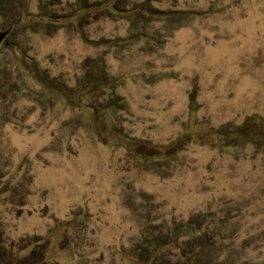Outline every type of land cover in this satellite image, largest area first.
<instances>
[{"label": "rangeland", "instance_id": "374dc122", "mask_svg": "<svg viewBox=\"0 0 264 264\" xmlns=\"http://www.w3.org/2000/svg\"><path fill=\"white\" fill-rule=\"evenodd\" d=\"M8 30L0 264H264V0H0Z\"/></svg>", "mask_w": 264, "mask_h": 264}, {"label": "trees", "instance_id": "16d2710c", "mask_svg": "<svg viewBox=\"0 0 264 264\" xmlns=\"http://www.w3.org/2000/svg\"><path fill=\"white\" fill-rule=\"evenodd\" d=\"M24 17L25 16L22 15V13H21L19 22L23 21V19H25ZM92 70H94V68H92ZM93 75H94V72H93V74L91 76L89 75V78H88V81H92V83L90 85L87 84L88 83L87 80H84L83 84L77 90H75V91H77V94H78L79 98H80V92L84 91L86 93L85 95H87L88 96L87 98L89 99V91H90V89H93V87H95V85L93 84V82H94V79L92 78ZM90 77L92 78V80H91ZM42 78H44V77H42ZM44 81L47 82V84H51V81L50 82L46 81V80H44ZM90 105L92 106L91 110L94 111V113L95 112H101V108L94 102L93 99H90ZM99 117H100L99 114H95L94 115L95 119H99ZM258 120L259 119H256L255 117L247 119V121L244 122L243 125H241L240 127L236 128V131H235L236 134L234 136H231V138L235 139V138L240 137L242 135L243 136H247L250 139L256 138L255 134H258L263 128L262 122L260 120L259 121ZM102 121H103V119H102ZM256 130L258 131V133L254 132ZM232 131L233 130L231 129V132ZM262 132H264V130H262ZM263 136H264V134H263ZM146 250H151V249L149 248V249H146Z\"/></svg>", "mask_w": 264, "mask_h": 264}, {"label": "water", "instance_id": "95a60500", "mask_svg": "<svg viewBox=\"0 0 264 264\" xmlns=\"http://www.w3.org/2000/svg\"><path fill=\"white\" fill-rule=\"evenodd\" d=\"M10 30V29H9ZM8 31H4V32H0V46L3 43V41H5V38L7 37Z\"/></svg>", "mask_w": 264, "mask_h": 264}]
</instances>
